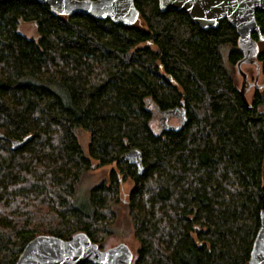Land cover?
I'll return each instance as SVG.
<instances>
[{"label": "trees", "instance_id": "trees-1", "mask_svg": "<svg viewBox=\"0 0 264 264\" xmlns=\"http://www.w3.org/2000/svg\"><path fill=\"white\" fill-rule=\"evenodd\" d=\"M135 4L139 16L125 24L0 0V264H16L38 235L85 232L97 243L121 209L138 243L133 264H251L264 94L249 106L237 86L236 28L224 19L203 29L159 0ZM256 20L264 35V14ZM258 60L264 72V49ZM174 115L180 122L167 123ZM134 148L142 168L123 157ZM92 160L116 168L83 201Z\"/></svg>", "mask_w": 264, "mask_h": 264}, {"label": "water", "instance_id": "water-1", "mask_svg": "<svg viewBox=\"0 0 264 264\" xmlns=\"http://www.w3.org/2000/svg\"><path fill=\"white\" fill-rule=\"evenodd\" d=\"M59 14H92L97 18H111L115 22L133 24L139 16L136 0H37ZM162 11L170 8L185 11L201 28L218 27L226 19L236 28L244 57L241 64L258 60L259 43L257 34L264 40L261 27L256 20L258 11L264 14V0H159ZM245 76V75H244ZM247 101L243 91H240ZM248 105L251 104L248 102ZM0 137H4L0 133ZM24 141H13L22 145ZM123 157L142 168L140 150L134 148ZM135 253L125 242L103 249L85 232L75 234L70 239L56 235H38L30 240L19 256L16 264H133ZM251 264H264V209L261 211V227L256 235Z\"/></svg>", "mask_w": 264, "mask_h": 264}, {"label": "rangeland", "instance_id": "rangeland-1", "mask_svg": "<svg viewBox=\"0 0 264 264\" xmlns=\"http://www.w3.org/2000/svg\"><path fill=\"white\" fill-rule=\"evenodd\" d=\"M21 31L26 34L28 37H37V30L35 24L29 21H23L19 24ZM261 49H264V41L259 44ZM226 55L228 54V49L225 50ZM263 61L255 59L253 62H244L241 64V71L238 69L237 64L233 65V74L236 79L237 86L240 91H243L247 101L251 104L254 100V95L256 91L264 94V72H263ZM245 75V76H244ZM263 109V107L261 108ZM178 115H174L166 121L167 123L178 124L179 119ZM163 123V120H160V114H157L155 117L152 127L155 131H159V126ZM81 142L85 150L87 151L89 135L82 131L81 132ZM93 169L89 172L88 176L83 180L81 186V197L83 201L87 198L89 190L94 186L98 185L102 181H108L112 169H115L116 166L114 163L106 165H98L95 160H92ZM122 177V176H121ZM120 177V179H121ZM122 197L126 198V193H128L132 187V183L129 180H124L121 182ZM119 217L110 224L109 229L111 232H108L104 237L99 236L98 245H101V248L106 249L115 245H118L121 242H125L129 245L132 251L135 253L138 247V243L134 238V235L131 229L128 226L126 218V210L121 209Z\"/></svg>", "mask_w": 264, "mask_h": 264}, {"label": "flooded vegetation", "instance_id": "flooded-vegetation-1", "mask_svg": "<svg viewBox=\"0 0 264 264\" xmlns=\"http://www.w3.org/2000/svg\"><path fill=\"white\" fill-rule=\"evenodd\" d=\"M244 57V56H243Z\"/></svg>", "mask_w": 264, "mask_h": 264}]
</instances>
